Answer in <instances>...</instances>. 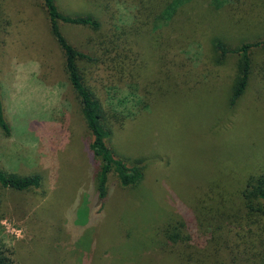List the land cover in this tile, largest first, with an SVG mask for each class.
Returning <instances> with one entry per match:
<instances>
[{"label":"rangeland","instance_id":"rangeland-1","mask_svg":"<svg viewBox=\"0 0 264 264\" xmlns=\"http://www.w3.org/2000/svg\"><path fill=\"white\" fill-rule=\"evenodd\" d=\"M56 1L67 14L99 15L98 31L62 30L93 56L81 64L88 83L121 117L111 148L147 171L130 187L111 173L109 200L95 213L93 137L43 1L0 0V95L11 130L0 131V169L41 177L28 191L0 185V247L16 264H183L164 236L181 209L221 193L220 173L234 191L264 171V52L251 90L228 113L234 60L217 65L211 51L221 36L231 47L264 39V0H222L217 11L196 4L184 32L174 31L179 17L155 28L138 0ZM193 100L204 101L200 121Z\"/></svg>","mask_w":264,"mask_h":264},{"label":"trees","instance_id":"trees-1","mask_svg":"<svg viewBox=\"0 0 264 264\" xmlns=\"http://www.w3.org/2000/svg\"><path fill=\"white\" fill-rule=\"evenodd\" d=\"M42 1L48 14L51 33L64 53L69 82L79 99L83 118L93 137L90 149L95 159L97 181L93 209L95 213L100 214L110 197L108 180L111 173L116 174L123 187H130L141 183L147 168L143 165V159L127 161L120 158L111 148L109 142L114 136L115 122H119L121 117L104 105L88 83L87 74L81 64L91 62L93 56L72 45L62 30V24H66L98 31L102 27L99 15L95 11L67 14L60 9L56 0ZM138 2L139 11H149V15L153 16V26L157 29L163 27L162 25L174 24L179 17V26L175 27V32L176 29L185 31L186 22L183 17L186 15L187 18L196 4L202 7L206 5L211 11L223 7L222 0ZM214 24L219 26L217 22ZM216 29L218 28H214ZM221 37L211 40L214 62L217 65H225L229 60H234L236 69L233 82L225 94V106L229 113L237 108L252 88L255 74L260 68L256 56L258 52H264V39L242 42L237 47H231ZM169 102L175 108L178 105L173 101ZM203 103V100H193L192 108H189L193 117L199 121L204 115ZM1 130L6 135L11 133L0 95ZM228 175L223 172L217 178L219 182H225L221 193L205 203L197 200L188 209H181L179 219L164 229V236L169 245L178 246L177 256L183 264H264V171L249 175L243 185L234 191L230 190L228 185ZM219 177L223 178V181ZM210 184L215 185L214 181H209L208 186ZM0 185L15 191H28L41 186V177L19 176L0 169ZM0 264H16L1 247Z\"/></svg>","mask_w":264,"mask_h":264}]
</instances>
